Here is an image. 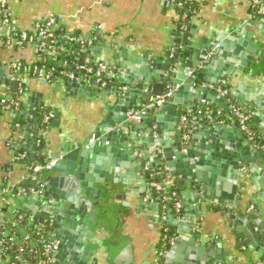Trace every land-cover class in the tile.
Wrapping results in <instances>:
<instances>
[{
    "label": "crops",
    "instance_id": "obj_1",
    "mask_svg": "<svg viewBox=\"0 0 264 264\" xmlns=\"http://www.w3.org/2000/svg\"><path fill=\"white\" fill-rule=\"evenodd\" d=\"M255 1L264 3V0H196L195 15L183 26L176 0H7L19 28L34 34L37 24L55 17L67 36L77 33L90 43L86 52L91 63L104 64L110 72L108 82L105 80L96 87L94 84L99 82L95 80L49 83L26 79L28 91L22 99L25 109L31 112L44 106L57 116L52 128L35 135V141H29L24 130L14 131L10 112L0 115V184L5 177L14 183H24V164L11 166V161L25 148L29 153L43 145L42 155L51 160L63 149H75L73 144L81 137L89 135L92 140L98 129L102 138L107 137L105 142H98L84 161L87 172L100 181L94 188L105 190L100 200L77 195L66 182L72 178L68 173L59 176L49 172L42 176L46 186L52 178L57 179L50 189L63 203L54 229L61 245L57 255L59 264H155L157 248L168 229L173 234L180 230L190 239L198 235L195 249L203 247L202 256L210 262L218 261L216 264H247L248 246L237 239L239 226L252 225L261 235L258 243L264 244V151L261 148H264V11ZM7 31L0 29V65L7 69L0 76V98L15 93L9 79L14 72L7 67L20 61L33 64L39 52L37 43L5 46L3 37ZM185 35L190 44L202 46L210 44L217 35L223 36L216 47L222 49L221 55H216L213 71L224 73L235 67L237 77L217 82L229 89L230 103L219 92L216 97L220 96V101L209 105L196 100L191 90L180 98L184 102L181 115L196 116L189 134V148L204 156V183L195 181L188 186L183 176H173L182 211L174 216L177 223L168 221L166 225L161 218V199L148 191L144 172L145 164L158 166V149L151 143L144 144L145 132L119 123L131 112L129 106L141 100L142 91L136 87L131 91L133 96L128 97L131 89L127 83L116 91L115 75H121L127 82L138 79L145 83L149 72L156 70L153 65L167 63ZM61 54L64 52L59 48L57 56ZM133 59L135 66L120 69V62H133ZM240 67L242 71L238 70ZM126 70L130 74L124 76ZM204 70L200 65L199 72ZM208 85L199 81L194 89ZM122 87H127V91L121 92ZM127 97L133 102L121 104V98ZM232 106L250 113L256 142L250 141L239 128ZM174 113V108L166 110L163 134H152L154 139L163 137L160 151L166 162L167 156L177 149L178 130L169 128ZM104 123L112 126L103 128ZM109 130L116 134L109 135ZM36 156L33 152L32 160ZM240 159L247 163H240ZM211 199L226 202L210 205ZM258 243L256 246L260 248ZM171 250L172 246L167 254Z\"/></svg>",
    "mask_w": 264,
    "mask_h": 264
},
{
    "label": "built area",
    "instance_id": "obj_2",
    "mask_svg": "<svg viewBox=\"0 0 264 264\" xmlns=\"http://www.w3.org/2000/svg\"><path fill=\"white\" fill-rule=\"evenodd\" d=\"M196 0H176L178 7L182 8L187 6L190 2ZM255 4H259L261 11H264V3L255 1ZM187 16H182L185 21ZM59 28L58 20L55 17L48 18L42 23L35 26V33L30 34L24 29L19 28L15 24V18L8 9L7 0H0V29H8L7 34H4L3 40H8L17 47H24L26 45L37 43L38 50L52 56V60H56L58 49L55 47L56 35L55 30ZM15 39L14 37H17ZM69 41L78 42L76 37H69ZM81 40L80 42L84 47H88L90 43L88 41ZM63 50V57L68 53L65 48ZM175 50L170 55L171 59L174 58ZM39 59V55H38ZM36 60L33 64L24 65L21 62H14L7 68L13 71L14 79L19 82L18 93L20 94V100L27 93L26 79L35 78L40 81L52 83L54 74L57 72L56 68H51L47 71L45 67H38ZM61 64L66 65L65 62ZM91 64L90 58L75 70H60L58 71L59 81H87L91 79V75H94V80L99 83L109 77V68L104 64H98L97 69L89 67ZM33 68V76H29V72ZM7 70L0 65V74L5 73ZM17 73V76H16ZM5 75V74H4ZM192 73H189L191 76ZM216 89L224 98H227V102L230 103V91L227 88L218 86ZM121 92H126L127 87L120 88ZM174 89H170L167 94L162 97L151 99V103L141 110L135 113H129L126 126L134 123H141L143 117L147 112H154L156 107L163 105L167 99L171 98ZM11 96H4L0 98V115L9 113L11 109L20 111V103L13 102ZM232 112L236 117L239 128L248 136L252 141H257V136L251 128L252 118L248 111L241 107H233ZM56 115L49 113L44 123L49 124ZM196 116L194 115H182L178 124V133L181 137V149L183 152L187 151L189 146V130L195 125ZM17 129L20 128V124H16ZM156 127L153 128V132H156ZM23 131V130H22ZM47 130L40 131L41 134ZM264 151V148L261 147ZM139 157V153L135 154ZM18 163L24 164L26 170V177L23 180L24 183H28L27 188H23L21 183H14L9 178L2 179L0 184V264H59L57 254L61 249L60 242L54 236V229L58 222L57 216V201L47 195V189L42 180H39L40 176H43L49 172H52L56 168L60 167L62 161L60 158H55L45 161H29L27 155L24 153H18L12 157L11 166ZM146 171H149V167H146ZM166 178L163 183L153 182L149 183V189H153L160 194H167L164 196L163 201L169 202L175 201V209L177 212L181 209V204L176 192H172L176 183L172 175L169 174V169L165 168ZM150 178L153 180L154 175L151 174ZM23 183V184H24ZM170 194V195H169ZM31 200L40 203V205L46 210L47 213L36 214L31 208ZM165 210V205H164ZM165 219V218H164ZM158 256L160 254L157 253ZM161 255V254H160Z\"/></svg>",
    "mask_w": 264,
    "mask_h": 264
},
{
    "label": "water",
    "instance_id": "obj_3",
    "mask_svg": "<svg viewBox=\"0 0 264 264\" xmlns=\"http://www.w3.org/2000/svg\"><path fill=\"white\" fill-rule=\"evenodd\" d=\"M221 35H217L214 39L211 40L210 44H207L205 46H202L201 44H190L187 40V36L185 35L182 37V42H179V44L176 45L175 54L173 59H169L167 63H161L160 65H153L156 70L149 72L150 77L145 79V83H142L141 81L136 82H127L124 78H122L121 75H115V78L118 81V85L114 88L116 91L119 89V86H124L125 83H127L130 86V92H128L127 96L131 97L133 96L134 89L138 87L142 91V97L140 101H137V105L129 106V110H131L130 113H135L138 110L143 109L144 107L148 106L151 103V99L162 97L165 94L169 92L170 89H177L174 90L171 98L167 99V101L159 106L156 107L154 112H147V114L143 117L141 123H134L132 124V128L134 131L137 132L142 131L145 132V137L143 138V142L146 145H149L151 143L154 147L161 148L163 145V142H161V139L163 138L158 137L157 139H154L153 134V128L156 127V132L161 133V128L164 127V117L166 110L174 108L175 113L173 114V125H171L169 128L170 130H174L176 132L178 130V123L181 116V109L182 104L180 98L187 94L190 90L195 92V99L196 100H202L206 104H210L212 102H219L220 96L216 94L217 92L213 89H210L208 86L213 85L217 86V82L219 79H231L232 77H237V73L235 72V67L230 68V70H226L225 72L222 70V72H217L215 74L214 66L216 59V55H221V49H216L217 44L221 42L222 40ZM208 43V41H207ZM91 53V52H89ZM198 55V56H197ZM213 57V58H210ZM210 58V59H209ZM131 59V58H130ZM185 62V63H182ZM135 62H141V60H136ZM121 63H124L123 65ZM134 59L133 62L123 61L120 62L119 66L121 70H123L126 66H135ZM200 65H203L205 70L203 72H199L198 68ZM244 65V63H243ZM110 67V66H109ZM113 69V68H112ZM242 71L241 67L238 69ZM212 71V72H211ZM123 73V72H122ZM188 73H192V75L189 77ZM126 74H130V70H126L124 72V76ZM4 73L0 74L2 77ZM114 77V76H112ZM134 76L133 78H135ZM10 79V88L12 92H18L19 89V82L14 79V76H9ZM109 79V78H107ZM203 81L208 83V86H200L197 87L196 90L194 89V86L199 82ZM102 83H95L94 86H101ZM178 87V88H177ZM112 89V87H110ZM121 97V96H120ZM121 98V104L124 102H133L130 98ZM123 101V102H122ZM35 106V105H34ZM34 106H31V108H34ZM128 117L126 116L124 119H122L119 123L120 126L126 128ZM201 117L198 119L200 120ZM108 120H110L108 118ZM124 122V124H122ZM215 123H217L215 121ZM112 124H103L102 127L106 128L111 127ZM148 126L147 130L146 127ZM189 130L188 134H191ZM109 135L116 134V132H111L109 130ZM147 136V137H146ZM94 138L91 140L89 139V135H86L84 137H81L78 141H76L73 146L75 149H67L59 154H57L55 158H60L62 161V164L60 167L56 168L52 172H55L59 174V176H62L63 174H70L72 178H69L66 180L67 183H70L72 186L71 188L76 191L77 195H85L87 198H95L97 200H100V195L103 193V189H95L94 185L96 182H100L98 179H96L93 175H90V171L87 172V167L85 165V159L88 158V156L92 153V150L97 147L98 142L101 143L105 142L107 140L106 138L101 137L100 129L97 130V133L93 136ZM175 137H178L177 141V149L174 150V153L167 156V162L168 166L170 167L171 174L173 176H183L184 181L188 186L194 185V182L197 181L198 184H203V174L202 169L204 167L205 159L203 154H200L196 151H194L192 148H188L186 154H182V151L180 150V134H176ZM198 162H197V160ZM76 162H80L79 166L76 165ZM242 164H246L247 160L240 159L239 161ZM247 171V169H246ZM76 173V175H75ZM39 180H42V176L39 177ZM56 178H52L49 180L48 186H46L47 189V195L54 198L57 202V215H59V212L61 209H63L62 205L63 203L59 199L58 196H54L52 193V190L50 189L51 185H53L54 182H56ZM62 181V180H61ZM102 182V181H101ZM44 183V182H43ZM45 184V183H44ZM50 185V186H49ZM23 188L28 187V183L21 184ZM205 191V188H200ZM93 192L94 194H91ZM98 193L99 195L96 196L95 194ZM207 193L204 195V198L207 197ZM211 202L215 204H224L226 201L224 199L220 200H213L211 199ZM31 208L33 209V212L38 214L37 212L47 213L46 210L40 205V203L31 200ZM40 207L41 211H40ZM41 214V213H39ZM93 215H96L95 212L92 213ZM93 222H96V216L93 220ZM171 223H177L174 222L173 218H170ZM238 232L240 233L237 236V239H242L243 244L248 246L249 255H247L248 258L247 264H264V244L258 243L260 234H257L255 230L252 228V225H247L246 228H243L241 226L238 227ZM200 236V235H199ZM201 237V236H200ZM264 237V236H263ZM198 239L197 236H193L191 239L189 237L183 236V232L180 230L174 231V243L172 245V250L170 254H166L164 256V263L163 264H207L208 262L210 264H216L215 262L218 261H212L210 262V259H208L206 256H202V252L204 250L203 247L199 249H195L196 246V240ZM201 239V238H200ZM259 244L260 248L256 246V243ZM122 247L124 248V251L127 250V247L123 243ZM188 254V255H187ZM58 255V254H57ZM210 256V255H209ZM245 257V255H244Z\"/></svg>",
    "mask_w": 264,
    "mask_h": 264
},
{
    "label": "trees",
    "instance_id": "obj_4",
    "mask_svg": "<svg viewBox=\"0 0 264 264\" xmlns=\"http://www.w3.org/2000/svg\"><path fill=\"white\" fill-rule=\"evenodd\" d=\"M196 6H197V2L193 1L190 2L187 6L185 7H178V12L180 16H187L186 20L184 21V23H182V25H186V22H188L190 19H192L195 15L196 12ZM31 34V33H30ZM55 35H56V43H55V47L59 50V48H65L68 53L63 57V56H57L56 60H52L53 57H51L50 55L44 53V52H38L39 55V61L37 62V66L38 67H45V69L47 71H50L51 68H56L57 72L54 74V78H53V82L52 83H57V79L59 77L58 71L60 70H75L76 67H78L81 63H84L86 61L87 58H90L87 52H86V47H84L82 45V43L80 42L81 40V36L77 33H73V34H69V37H76L78 39V42H71L68 39V36L66 34V32L63 31V29L61 28H57L55 30ZM15 39H18L17 37H14ZM8 40H3V42L5 43L4 45L6 46V42ZM22 64L27 65V63L25 61H20ZM62 62H65L66 65L61 64ZM96 64L91 63L89 65V67L93 68L94 70L97 69ZM29 76L32 77L33 76V68L32 70L29 72ZM91 81L94 80V75H91ZM106 82H108V79H106ZM13 102H19L20 103V111L15 110V109H11L10 110V114H12V117L14 118L13 120V127H14V131L18 130L19 132H21V130H24V132L26 131V133L28 134V138L29 141H35V135L40 134V131L42 130H49L50 128H52V126L55 123L56 117L55 119H53L49 124H45L44 123V119L45 117L49 114V113H53L51 112L50 109H46L44 108V106H39L36 107L35 109H33L31 112H28L25 109V105L24 103L20 100V94L18 92H15L12 94V100ZM223 113H225L224 111H222ZM55 114V113H54ZM56 115V114H55ZM16 124H20V128H16ZM251 128L254 130L253 124L251 122ZM42 147H44L42 145ZM33 148L32 150H30V152L28 153L27 148L23 149V152H19V153H26L27 152V160L29 161H33V152H35V156H36V160L35 161H45L47 159H45V157L42 155L43 153H41V148ZM34 150V151H33ZM33 151V152H32ZM18 154V153H17ZM158 165L157 167H153L152 168V173L154 175L153 181L156 182H160L162 183L164 180L165 175L163 174V167ZM174 191L179 195V189H178V184L176 182V187H174ZM166 211H165V215L168 217H170L171 215L175 214V210H174V204L173 202L170 203H166ZM167 228V226H166ZM54 231V230H53ZM168 236V238L171 237V232L168 229V231L164 232V235ZM170 247V244L168 242V240H164L159 247L157 248L159 252L164 253L166 252Z\"/></svg>",
    "mask_w": 264,
    "mask_h": 264
},
{
    "label": "flooded vegetation",
    "instance_id": "obj_5",
    "mask_svg": "<svg viewBox=\"0 0 264 264\" xmlns=\"http://www.w3.org/2000/svg\"><path fill=\"white\" fill-rule=\"evenodd\" d=\"M183 20V19H182ZM198 71H199V68H198ZM188 76H189V73H188ZM190 77V76H189ZM211 86H213V85H210V86H208L210 89H213ZM219 85L217 84V86H214L215 88H217ZM178 88V87H177ZM174 90H177V89H174ZM213 90H215L216 92H218L216 89H213ZM174 92V91H173ZM234 115V114H233ZM182 116V115H181ZM180 116V117H181ZM128 117V116H127ZM236 118V117H235ZM180 120V119H179ZM179 134V133H178ZM157 139V138H156ZM250 141H252V140H250ZM253 142V141H252ZM255 142V141H254ZM157 148V147H156ZM188 148H189V146H188ZM188 148H187V150H188ZM158 149V150H157ZM156 150H157V153H158V165H160V166H162L163 167V174L165 175V177H164V180H165V178H166V173H165V168L167 167L168 169H169V174L170 175H172L171 174V171H170V167L168 166V162H166L165 160H164V158H163V154H162V152L160 151V148H157ZM180 150L182 151V149H181V137H180ZM183 152V151H182ZM187 152V151H186ZM141 157V156H140ZM149 167V171H146V167ZM161 167V168H162ZM152 166H150V165H148V164H145L144 165V172L146 173V180H147V189H148V191H150V192H152V193H155V194H157L159 197H160V199H161V212H162V216H161V218H162V221L164 222V223H166V225H168L167 223H169L168 221H170V218H173L174 219V216H178V215H180V213H181V211H182V203H181V201H180V198H179V195H178V198H179V201H180V204H181V209H180V211L179 212H177L176 211V209H175V201L174 200H171V201H169V202H165L164 203V201H163V198H164V196H166L167 194H160V193H158L157 191H155V190H153V189H149V183L151 182V181H153L151 178H150V175L151 174H153L152 173ZM172 177H173V175H172ZM163 180V181H164ZM175 180V179H174ZM154 182V181H153ZM156 182V181H155ZM158 183H160V182H158ZM163 183V182H162ZM175 183H176V180H175ZM46 186V185H45ZM175 187H176V185H175ZM172 192H175L174 191V188L172 189ZM170 195V194H169ZM170 202H173V204H174V210H175V214H173V215H171L170 217H168L167 218V216L165 215V211H166V203H170ZM164 205H165V210H164ZM165 218V219H164ZM57 226V225H56ZM56 228V227H55ZM170 230V229H169ZM166 231H168V230H165V232ZM171 232V237L170 238H168V236H167V234L166 235H164V240H168V242H169V244H170V246H172L173 245V243H174V240H173V237H174V234H173V232L172 231H170ZM172 243V244H171ZM170 248V247H169ZM169 250V249H168ZM168 250L166 251V252H164V253H161L160 252V254H159V256H158V254L157 253H159V251L157 250V252H156V256H157V258H156V263L155 264H163L164 263V256L168 253Z\"/></svg>",
    "mask_w": 264,
    "mask_h": 264
}]
</instances>
